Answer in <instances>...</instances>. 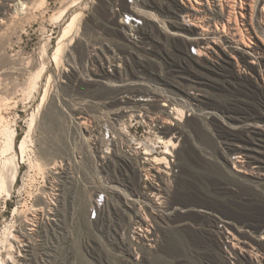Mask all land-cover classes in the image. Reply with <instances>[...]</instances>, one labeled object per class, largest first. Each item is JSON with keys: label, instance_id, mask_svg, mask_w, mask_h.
<instances>
[{"label": "rangeland", "instance_id": "374dc122", "mask_svg": "<svg viewBox=\"0 0 264 264\" xmlns=\"http://www.w3.org/2000/svg\"><path fill=\"white\" fill-rule=\"evenodd\" d=\"M17 1L0 0V53L15 62L10 66L12 77L8 80L13 99L4 115L17 130V143L26 136L31 114L37 112L48 86L49 95L32 127L30 148L33 151L21 163L11 195H0V239L6 224L10 225L13 234L23 229L27 231L25 221L42 206L40 198L43 193H52V185L59 188L64 182L67 185L63 193L56 190L55 196H50L55 209H64V217L58 219V216L47 213L41 225L40 221H33L29 226L35 228L31 238L35 257L30 262L32 264H212L198 259L196 252L183 246V238L189 231L197 229L196 221L204 216L216 219L217 227L221 226L219 229L226 220L218 217L219 214L212 216L203 211H186L179 208L180 205L168 207V198L181 201L196 197L213 202L222 213L236 217L237 222L245 219L254 224L264 220V204L255 207L248 203L240 204L239 199L230 195L213 194L209 173L185 161L186 153L190 151L213 161L196 142L188 125L190 122L204 125L221 150L223 145L213 128L241 129L231 126L227 122L229 118L221 110L201 112L195 105L188 106L184 101L187 119L174 121L180 128L177 136L181 140L175 150L172 149L173 156L170 157L159 139V136L165 137L164 134L148 130L144 123H137L129 115L130 110L145 111L146 106L125 110L120 104L128 101L130 103L125 105L133 106V102L142 97L140 93L149 98V92L152 96H161L158 104L163 109H168L163 107V98L181 102V92L221 106L234 103L232 93L220 89L224 84L217 78L225 65L238 70L236 61L229 54L224 53L216 61L202 57L210 65L204 67L208 77L199 68H191V62L196 60L186 52V48L188 53L192 49L190 44L186 45L191 37L170 30L168 11L159 0H147L146 7L140 4L142 0H69L68 5L72 6L57 24H53L50 17L64 0H46L48 3L43 8L25 9L27 13L24 14L17 13L10 6ZM22 1L29 6L35 2ZM76 11L82 12L81 23L66 40L60 66L53 60V54L64 28ZM133 12L142 15L143 26H147L149 31L144 36L130 33L133 42L130 43L126 40V32L116 28ZM45 46L47 54L43 56L41 53ZM43 60L47 65L46 73L37 89L32 91L28 85L30 75L36 72ZM114 64H121V77L116 71L111 72L115 69ZM258 71V65H249L240 76L259 82L264 90ZM50 75L52 82L48 84ZM195 76L201 81H191ZM79 116L89 118L88 127L80 124ZM256 129L264 131V125L260 124ZM146 147L151 149V156L147 154ZM148 156H168L172 166L165 170L160 165L161 172L158 173L153 170L157 179L154 186L162 191L164 197L156 204L152 203L153 195L146 189L144 173L139 170V164ZM29 158L39 159L48 164H45L47 167L54 162L61 166L54 173L48 169L39 170L31 166ZM220 166L233 181L230 184L233 191L239 192L237 187L242 185L264 195V174L241 172L232 162L220 163ZM189 180L197 183L196 189L186 187ZM131 181L137 186L131 188ZM99 196L102 199L97 205L95 200ZM141 209L147 213L150 231L155 235L137 239L134 236L136 218L132 213ZM248 229L240 228L242 233L236 231V234L240 237L248 234L264 243L262 233H252ZM224 237L220 241L221 255L226 264H236L234 256L224 245L233 240L229 238L231 233ZM174 242L184 249L181 256L169 255L167 248ZM0 255L4 259L10 257L1 245Z\"/></svg>", "mask_w": 264, "mask_h": 264}, {"label": "bare ground", "instance_id": "6f19581e", "mask_svg": "<svg viewBox=\"0 0 264 264\" xmlns=\"http://www.w3.org/2000/svg\"><path fill=\"white\" fill-rule=\"evenodd\" d=\"M159 1L164 10L168 11V17L171 21L170 30L191 37L189 39L190 42H186V45L190 44L192 46L189 53L186 48L187 55H191L196 59L191 62V68H199V71H203L202 74L205 75V77H208L207 73L204 72V67L208 68L210 65L205 62L202 57H207L208 60L216 61L218 60L217 57H222L224 53H227L236 61V66L238 68L237 71L230 69V65H225L217 77L224 84V86H220V89L231 92L234 97V103L221 106L220 104L211 103L207 99H202L197 95H190V93L181 92L180 96L183 98L181 102L173 101L166 97L163 98V107H168V109H163L158 104L161 96H152V93L149 92L147 94L148 96L151 94L149 98H145L144 95H141L143 93H140V96L142 97L133 102V106L125 105L130 103L128 101H121V106L124 107L125 110L128 108L133 109L146 106L145 111L130 110L129 115L133 120L144 122L150 129L153 128L154 124L158 123L161 125V127L156 126V130H158V133L164 134L165 137L159 136V139L162 140L166 146V152H168L169 155H173L172 149L175 150L179 140H181L177 136L180 128L177 126V123H174V121L187 119V110L185 109L184 101L188 103V106L195 105L196 110L201 112H210L212 110L218 111V109L221 110L229 118L227 122L231 126H237L241 129L235 131L232 129H226L222 126H216L213 128L220 143L223 145V150H221L216 146L215 141L210 137L204 125L197 121L190 122L188 125H190V129L195 135L196 142L200 145L206 155L213 158V161L192 151L186 153L185 161L188 165L199 170H205L209 173V179H207L209 180L213 194L230 195L233 196V198L239 199L240 204L241 202L242 204L248 203L250 206L252 205L255 207L264 204V195L253 192L246 186H238L237 188L239 192L233 191L230 186L233 181L225 175L220 166V163L228 164L229 162H232L235 169L240 170L241 172L258 174V176L264 174V131L256 129L258 125H264V90L259 82L255 83L240 76L245 67L249 65H258V76L263 81L264 86V0ZM146 2L147 0H142L140 4L144 5ZM46 3H48L46 0H35V2L29 6L27 2L19 0L10 6L15 8L17 13L24 14L27 13L25 12V9H41ZM68 4L69 0H64L62 6L51 15L50 20L53 24H57L63 19L72 6ZM81 19L82 12L76 11L68 21L67 26L64 28L63 35L61 36L56 51L53 54V60L58 65H60L63 60L62 55L66 48V40H68V37L72 35V33L74 34V32L79 29L78 27L81 23ZM143 25L144 19L142 18V15L133 12L132 14L127 15L121 22L119 28L116 29L117 31H125L127 35L126 40L133 43L131 40L132 35L130 33L134 32V35L140 36L147 35V30L149 31V29L147 26ZM41 54H43V56L47 54L46 46L43 47ZM13 64H15V62H13L10 57L0 53V195L4 193L6 196L11 195L20 172L21 163H23L28 153L33 151L30 148L32 143V127L37 114L40 113L49 95L48 86L43 96L42 103L38 106L37 112L34 111L31 114L26 136L23 140L17 143V130L4 115V112L10 109L13 99L11 97L12 93L10 92L8 83L9 78L12 77L10 66ZM114 66V71H116V74L121 77L123 72L117 68L119 67L117 64H114ZM46 68L47 65L43 60L36 72H32V75H30L31 77L29 78L30 82L28 83L30 90L33 91L37 89L40 81H42L46 73ZM101 72H104L103 68H101ZM192 79L193 80L191 81H201V78L196 76L192 77ZM50 82H52L51 75L48 78V84H50ZM144 91L146 90L144 89ZM130 92L132 93V91ZM87 116H79V120H81L80 124L85 127H88L90 121ZM206 124L208 126L210 125L209 123ZM179 133L182 134L181 132ZM146 150L148 154L151 149L149 150V148L146 147ZM177 153L179 154V152ZM20 156L22 160H20ZM146 158L145 161L143 160L144 163L139 164L140 169H138L144 173L143 183L145 186L148 185V191L155 194V197H157L159 194H162V191H160V189L157 190L152 183L156 179L154 178L156 177V174L154 175V173L161 172V164L166 165L165 168L167 169L172 168V166L167 157L158 158L154 156L153 158ZM29 161L31 166L36 167L39 170L48 169L52 173L58 170L61 166L57 162H54L47 167L45 166L46 163H42L39 159L34 158H29ZM153 170L155 171L154 173ZM66 185V182L60 185L59 188L52 185V193H49L48 191L43 193L42 198H40L42 206L35 209L31 218H28V220L26 219L25 221L26 223L24 225L26 227L25 230L27 231H23V229L18 232V234H16V232L13 234L10 225H5L0 239V245L5 248L10 257L4 259L3 255H0V264H32L30 262L35 257L33 254L34 243L32 244L31 238L32 234H34L35 228H29V226L33 225L31 223L33 221H40L39 224L43 223L42 220L47 213L58 216V219L64 217V209H55V202H53L50 196H55L54 192L56 190H64ZM129 185L131 188H134L137 186V183L131 181ZM186 187L196 189L197 183L189 180ZM47 188L49 189V187ZM61 193H63V191ZM57 194L59 197L61 196L60 193ZM168 200V207L171 206L175 208V205H180L179 208L186 211H203L213 214L212 216H214V214H219L221 216L218 215V217H223L226 220H224L225 223H222V229H219L221 226L217 227L216 219L204 216L196 221L197 229L189 231L188 234L184 236L183 246L196 252V257L198 259L207 260L212 264H226L225 258L221 255L222 243H220V241L224 235L226 236V234L230 232L231 237L229 238H232L233 240L229 243L227 242V244L225 242L224 245H227L226 249L229 251L228 253L234 256L236 264H264V243L248 234L245 237H240L236 234V231L242 233V229L240 230V228L246 227L247 229L249 228L252 233L260 232L264 235V220H258L259 222L256 220L258 223L254 224L252 223L253 221L249 222L245 219L237 222L235 219L236 217L234 218L233 216L222 213L217 204L196 197L184 198L181 201H178L175 198H168ZM151 201L153 202V199H151ZM25 218H27V216ZM149 222L146 214H143L141 217H136L134 236L136 235L137 239L141 236L145 238L149 237V234L155 235L154 231H150L151 222L150 224ZM175 242L171 245L168 244L169 247L167 248L169 255L172 257L178 256L179 254L181 256V252L184 250Z\"/></svg>", "mask_w": 264, "mask_h": 264}, {"label": "built area", "instance_id": "2783aa9c", "mask_svg": "<svg viewBox=\"0 0 264 264\" xmlns=\"http://www.w3.org/2000/svg\"><path fill=\"white\" fill-rule=\"evenodd\" d=\"M119 67H117L119 70H121V67H120V65H118ZM115 67V66H114ZM114 70H111V72H113ZM134 121H137V123H139V122H141V121H139V120H134ZM142 123H144V122H142ZM144 125L146 126V128L148 129V130H150V131H156V132H158V130H156V128L157 127H161V125H159L158 123L157 124H154L153 125V128L152 129H150L145 123H144ZM157 126V127H156ZM166 147V146H165ZM150 150V149H149ZM167 150V149H166ZM146 152H147V150H146ZM150 153H151V150H150ZM150 153H148V155H150ZM167 155L168 156H170V157H172L173 155H169V153L167 152ZM151 156V155H150ZM168 156H166L168 159H169V157ZM170 160V159H169ZM142 163H144V162H142ZM170 163H171V161H170ZM161 166H164V167H166V165H163V164H161ZM169 169H171V168H165V170H169ZM167 175H168V171H167V173H166ZM153 183V185H156L155 183H154V181L152 182ZM147 187H148V185H146ZM148 189V188H147ZM161 191V190H160ZM153 196L151 197V199H153V202H154V204H156V202H158V201H161L164 197L161 195V194H159L157 197H155V194H152ZM99 199H102V197L101 196H99V198H97L96 200H95V202H96V204L97 205H99ZM101 201V200H100ZM152 202V203H153ZM158 205H160V204H158ZM95 209H96V206H95ZM143 214H146L147 215V213L144 211V210H138V211H136V213H132V215H134V218H136L137 216L138 217H141V216H143Z\"/></svg>", "mask_w": 264, "mask_h": 264}]
</instances>
